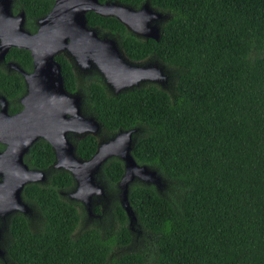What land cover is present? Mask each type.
<instances>
[{"label": "trees", "instance_id": "trees-1", "mask_svg": "<svg viewBox=\"0 0 264 264\" xmlns=\"http://www.w3.org/2000/svg\"><path fill=\"white\" fill-rule=\"evenodd\" d=\"M116 1L138 7L144 0ZM148 2L170 14L157 40L137 37L116 18L92 11L85 13L87 25L115 36L127 59L157 58L176 70L171 93L146 84L112 95L98 73L78 81L70 63L55 56L64 88L82 92V113L93 115L105 135L143 128L131 154L157 168L165 187L158 192L152 185L129 184L127 199L142 233L127 226L115 188L122 163L110 157L96 175L111 194L109 214L74 235L84 213L79 202L62 195L73 179L51 167L53 151L37 139L23 161L45 171L46 179L25 184L21 197L40 219L32 228L19 212L7 218L5 263L145 264L149 258L150 264H264V0ZM51 4L12 0L11 9L24 12V27L33 32ZM4 60L31 69L26 49L10 47ZM24 89L21 75L1 63L0 94L8 112L20 109ZM75 144V154L87 159L96 137L87 134ZM92 209L100 211L96 204ZM140 234L147 245L115 253Z\"/></svg>", "mask_w": 264, "mask_h": 264}, {"label": "water", "instance_id": "water-1", "mask_svg": "<svg viewBox=\"0 0 264 264\" xmlns=\"http://www.w3.org/2000/svg\"><path fill=\"white\" fill-rule=\"evenodd\" d=\"M87 11L116 18L136 36L159 38L160 28L155 21L163 16L146 1L134 8L116 0H52L49 10L36 19V30L30 32L24 27V12L13 13L11 0H0V62L10 47L28 50L31 58L29 71L6 61L7 67L23 79L20 109L8 112L7 100L0 94L1 224L12 213L29 214L30 207L21 197L22 189L25 184L46 179L45 171L29 168L23 161V155L37 139L50 145L54 155L51 167L71 175L74 186L67 196L81 202L88 214L92 196L103 195L95 176L110 157L122 163V173L115 184L128 228L136 219L127 199L128 185L136 179L159 190V173L147 164L137 163L131 154L137 127L118 129L105 139L98 138L87 159L75 154L76 144L68 137L95 136L101 124L94 116L81 113V95L77 91L64 88L57 54H64L71 67L81 69L83 74L97 72L112 95L143 83L162 82L166 77L164 65L157 58L133 62L124 56L115 37L99 36L95 27L87 25ZM1 229L2 226L0 235Z\"/></svg>", "mask_w": 264, "mask_h": 264}, {"label": "rangeland", "instance_id": "rangeland-1", "mask_svg": "<svg viewBox=\"0 0 264 264\" xmlns=\"http://www.w3.org/2000/svg\"><path fill=\"white\" fill-rule=\"evenodd\" d=\"M155 10V9H154ZM159 26V25H158ZM97 34L99 35V36H103V35H105V36H109V35H106V33L104 32V33H101V32H99V31H97ZM111 36V35H110ZM113 37H115V36H113ZM116 38V37H115ZM117 40V39H116ZM155 58H147L146 60H143L142 62H148V61H152V60H154ZM160 64H163V63H161L160 62ZM164 65V64H163ZM177 73V71L176 70H172V69H170V68H167L165 65H164V68H163V74H165V78L162 80V82H153V83H143V84H140L139 85V87L140 86H144V85H146V84H154L155 86H157V87H159V88H161V89H163V90H165L166 92H168V93H171V90H172V84H173V79H174V77H175V74ZM86 75H88V74H86ZM99 75V74H98ZM100 76V75H99ZM101 78V77H100ZM103 82V81H102ZM103 85H104V83H103ZM104 87H105V89L109 92V93H111V91H110V89H108V88H106V86L104 85ZM81 113H82V111H81ZM83 114V113H82ZM83 115H85V114H83ZM86 116H88V115H86ZM93 116V115H92ZM138 129H137V131H136V134H134V139L136 138V136L139 134V133H141L142 131H143V128L142 127H137ZM99 134H100V137L99 138H102V139H105V138H107L106 136L107 135H105V133L102 131V127H101V129H100V132H99ZM98 134V135H99ZM112 134V133H111ZM110 134V135H111ZM97 135V136H98ZM68 137H69V139H71L73 142H75V140H77L76 139V137H73L72 135H68ZM3 146V145H2ZM3 148V147H2ZM1 148V149H2ZM0 149V150H1ZM150 166V165H149ZM150 168H153V169H155L156 171H157V173H159V175H160V186H159V190H156V191H158V192H160L164 187H165V179L161 176V174H160V172L157 170V168H155V167H153V166H150ZM100 170V169H99ZM99 172V171H98ZM46 173V172H45ZM98 174V173H97ZM96 174V175H97ZM95 179H96V176H95ZM97 181H98V183L100 184V185H102V189H103V195H94V196H92V199H91V205H90V214H88V212L86 211V209L84 208V206H83V204L81 203V202H79V201H77V200H74V199H70L68 196H67V193L70 191V190H72L73 189V187L70 189V190H68V191H66V192H62V195H65L69 200H74V201H77V202H79L80 203V205H81V207H82V210H83V213H84V219H80V223H79V226H78V229L76 230V231H74V235H76L77 233H78V231L82 228H85L87 225H89L91 222H92V220L94 219V218H102V216H103V220L106 218V216H108V214H109V208H108V205H107V203H108V198L111 196V194H109V192L106 190V185H103L98 179H96ZM44 182V181H43ZM133 182H138V183H141L140 181H138V180H133L131 183H133ZM130 183V184H131ZM142 184H144V183H142ZM145 185H152V184H145ZM74 186V185H73ZM129 186V185H128ZM153 186V185H152ZM115 188H116V199H117V201H118V197H117V192H118V189H117V186H116V184H115ZM119 203V202H118ZM98 205L99 206V213L97 214V213H95L94 211H93V206L94 205ZM29 205V204H28ZM29 207H30V212H29V214H27V215H25V216H28V218L30 219V224H31V227L32 228H36L37 226H38V222H39V219H40V215L37 213V211L36 210H34V208L32 207V206H30L29 205ZM0 226H2V229H1V235H0V247H1V249H2V254L0 255V258L4 261V253H5V250H4V245H5V239L7 238V235H5V232H6V220H5V223L4 224H1V222H0ZM137 223H136V219H135V222H132V224H131V226L129 227V230H130V232H132V233H135V234H137V233H142V231H141V229H138L137 230ZM144 234V233H143ZM145 235H147V234H145ZM143 242H144V239L141 237V234H140V238L137 240V241H135V243H132V244H130V246L129 247H127V248H124V249H115L114 251H115V253H122V252H127V251H136V250H139L140 248H142V246H144V245H147V244H143ZM118 250V251H117ZM4 263H5V261H4ZM5 264H8V263H5ZM145 264H150V262H149V258H147V260H146V262H145Z\"/></svg>", "mask_w": 264, "mask_h": 264}, {"label": "flooded vegetation", "instance_id": "flooded-vegetation-1", "mask_svg": "<svg viewBox=\"0 0 264 264\" xmlns=\"http://www.w3.org/2000/svg\"><path fill=\"white\" fill-rule=\"evenodd\" d=\"M147 2L149 5H150V3L148 2V0H144L143 2ZM11 2H12V0H11ZM142 2V3H143ZM141 3V4H142ZM140 4V5H141ZM139 5V6H140ZM138 6V7H139ZM151 6V5H150ZM152 7V6H151ZM134 8H137V7H134ZM152 9H155V8H153L152 7ZM12 10V9H11ZM156 11H159V12H161V14H162V18H160V19H157L156 21H155V23L157 24V25H159V28L161 27V25H162V23L166 20V19H168L169 17H170V14L167 12V11H162V10H159V9H155ZM19 11V10H18ZM17 12V11H16ZM13 13H15V12H13ZM39 18V17H38ZM25 22V21H24ZM35 24H36V20H35ZM35 30H36V28H35ZM34 30V31H35ZM33 31V32H34ZM136 36V35H135ZM137 37H140V36H137ZM140 38H144V37H140ZM59 54H61L69 63H70V61H69V59L64 55V54H62V53H59ZM6 61H11V60H4V61H2V62H0V64L2 63V65L5 67V69L6 70H13V69H11V68H8L7 67V65H6ZM143 61V60H142ZM142 61H133V62H142ZM12 62H14V61H12ZM15 63V62H14ZM17 64V63H16ZM18 65V64H17ZM70 65H71V63H70ZM19 66V65H18ZM20 67V66H19ZM21 68V67H20ZM72 68V67H71ZM24 70V69H23ZM72 71H73V73H74V75H75V77L77 78V80L78 81H80L86 74H83L82 73V70L81 69H79V68H72ZM92 71H94V70H92ZM91 71V72H92ZM90 72V73H91ZM95 72V71H94ZM90 73H88V74H90ZM97 73V72H96ZM23 80V79H22ZM80 95H81V101H82V96H83V94H82V92L81 91H79V90H76ZM8 103V102H7ZM100 132V131H99ZM99 132L94 136V137H96V141H97V139L100 137V134H99ZM99 134V135H98ZM98 135V136H97ZM109 136V135H108ZM108 136H106V137H108Z\"/></svg>", "mask_w": 264, "mask_h": 264}]
</instances>
